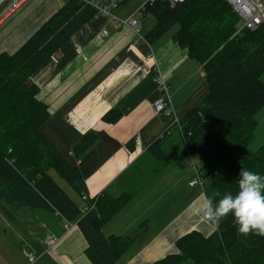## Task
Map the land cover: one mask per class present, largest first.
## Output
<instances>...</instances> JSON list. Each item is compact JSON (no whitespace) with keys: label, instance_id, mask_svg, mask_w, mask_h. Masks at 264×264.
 <instances>
[{"label":"trees","instance_id":"16d2710c","mask_svg":"<svg viewBox=\"0 0 264 264\" xmlns=\"http://www.w3.org/2000/svg\"><path fill=\"white\" fill-rule=\"evenodd\" d=\"M96 12L86 0H67L13 53L0 52V210L8 214L7 208L15 207L23 208L19 214L26 209L55 214L64 222V230L76 224L87 244L84 254L92 264H117L137 240L138 229L148 222H141L132 234L103 233L102 227L134 195L112 196L102 191L94 198L88 196L75 160L90 148L96 135H80L71 147L72 157L61 152L43 131L50 113L48 105L37 99L39 86L33 81ZM147 15L155 22L142 39L151 44L177 24L173 41L201 65L206 93L174 124H180L190 155L196 153L202 160L199 168L194 165L203 180L212 176L203 189L206 198L218 201L225 193L238 191L241 168L264 175V145L249 149L256 114L264 106V22L254 29L240 27L241 18L227 0H183L173 6L167 0H154L145 5L143 16ZM120 117L119 109L110 108L100 119L116 123ZM167 132L147 147V154L157 161H169L163 150ZM52 173L81 202H75ZM237 228L229 214L209 235L192 230L175 241L177 252L148 264H264V236H245ZM50 235L56 243L59 236ZM25 254L36 261L33 252Z\"/></svg>","mask_w":264,"mask_h":264},{"label":"crops","instance_id":"0c3cea01","mask_svg":"<svg viewBox=\"0 0 264 264\" xmlns=\"http://www.w3.org/2000/svg\"><path fill=\"white\" fill-rule=\"evenodd\" d=\"M66 1L26 0L15 4L14 0H0V52L13 53ZM129 1L125 0L112 9L114 19L97 11L54 53L33 80L39 86L37 99L48 105L50 117L54 111H64V115L71 116L75 136L69 146L86 132L96 135L95 142L77 157L76 162L90 198L102 191L117 196L135 181L133 173L144 177L149 159H153L147 154V147L168 130L166 135L170 137L164 138L163 150L169 161L157 167V172L145 176L146 184L134 191L130 204L102 227L106 236L129 232L141 216L159 203L165 209L171 207L176 194L182 205L160 227L159 233L146 238L139 248L130 252L128 259L119 260V264H148L177 252L175 241L181 236L192 230L207 236L216 229V224L203 220L197 211L206 199L203 189L212 176L203 180L202 187L189 185L194 173L189 165L191 161L194 164V156L185 147L173 114L175 112L180 120L190 108L202 101L206 91L203 93L205 82L199 76L204 75L201 65L189 58L186 48L173 41L174 33L168 35L167 41L172 46H179L181 54L177 58L178 50L165 43V33L151 44L142 39L152 27L146 26L142 30L143 20L140 19L145 17L143 14L137 19L140 21L137 30L121 23L130 17L137 18V11L143 3H132L134 5L128 11L124 6ZM149 51L151 57L148 56ZM162 80L169 87L174 112L157 115L153 104L160 96L158 87ZM110 108L121 112L116 123L100 119ZM256 119L252 143L255 145L258 140L260 147L264 145V106L256 114ZM67 153L73 156L71 148ZM140 160L143 161L141 172H134L132 169ZM153 161L156 162L155 159ZM196 161L202 165L200 157L197 156ZM186 182L193 188L191 191L185 190ZM22 209L8 207V214L0 210L4 215L3 221L7 225L15 222L13 214L18 215ZM51 215L58 220L55 214ZM146 220L149 223L148 218ZM143 232L137 233V240ZM58 236L52 249L46 248V240L37 242L33 239L26 246L33 253V248H40L39 255L47 249V254L39 259H48L50 263L92 264L84 254L87 244L76 224H71ZM44 255L48 257L43 258ZM39 259L36 263L41 261Z\"/></svg>","mask_w":264,"mask_h":264},{"label":"rangeland","instance_id":"374dc122","mask_svg":"<svg viewBox=\"0 0 264 264\" xmlns=\"http://www.w3.org/2000/svg\"><path fill=\"white\" fill-rule=\"evenodd\" d=\"M142 1L144 2V0H131V1L127 2V4L124 7H126L127 9H129L128 11H130L132 5H134V4L138 5ZM132 3H134V4H132ZM126 8H124V9L126 10ZM139 18H141V17L138 16L137 19H139ZM142 20H143L142 30L146 26L153 25L155 22L154 18L150 15H147L143 19L142 18L140 19V21H142ZM177 29H178V25L176 24V25L172 26L171 29H169L165 33L166 36L164 37L165 38L164 40H165V43H168L169 46H172V44L169 41H167L168 35L173 34ZM5 31L6 30H4L2 33H5ZM173 47H175L178 50V54L176 56V58H177L180 56L181 51L179 49V46L173 45L172 48ZM171 49H169V50H171ZM148 53L150 54L148 56L151 57L152 56L151 51H149ZM199 76L202 80H204V75L200 74ZM261 78L264 81V74ZM205 91H206V88L204 85L203 93H205ZM36 97H37V95H36ZM162 114H166V113H159L157 115H162ZM168 114H171V113H168ZM5 117L6 116L3 115L2 121L5 120ZM70 119H71V116H69V114L64 115V111H60V112L54 111L52 113V116L49 118V120L47 121V123L43 127L44 133L49 137V139L53 142V144L63 153L67 152V149L72 147L73 144L71 146H69V142L71 141V138H73L75 136V134L73 133L72 128H71L72 121ZM178 129L181 133V127H179ZM180 135H181V138L184 142V137L182 136V133ZM160 136H162V134ZM167 136L168 135L165 136V139L170 137V135L168 137ZM259 145H260V143L258 142V140H257L255 145L251 142L249 145V149H252V151H255L259 148L258 147ZM186 146H188V145H186ZM193 156H194L193 157L194 163L196 164V167L199 168L200 166L196 161L197 154L195 153ZM23 158H24V156H23ZM75 162H77V159L75 160ZM149 162L150 163L147 165L146 172L144 173L145 174L144 177L143 176L140 177V174L132 172L133 173L132 175H133L135 181L130 182L129 187L124 188L122 190V192H132L134 195V191H137V189H142V186L146 184L144 182L145 176H148V175H151V174L157 172V167H162L163 165H165L167 163L165 161H157V160H156V162H154L152 158L149 159ZM157 163H158V166H157ZM142 165H143V161L140 160V163L135 164V167L132 170L134 172L140 173L141 172L140 170L142 169ZM189 167L193 168L192 161H191V166L189 165ZM193 170H194V168H193ZM52 175H53L54 179L58 182V184L63 189H65V191H67V194L73 200H75V202H81L78 199L75 192L72 190V188L68 184H66L65 181H63L61 179H57L53 173H52ZM192 189L193 188L188 186L187 182H186L185 190L191 191ZM129 204H130V201L126 205H129ZM126 205L124 207H126ZM180 205H182V202H181V200L177 199V196L175 194L173 199H172V206L171 207H168L165 209L159 203L158 205L154 206L153 209L149 210V212L147 214H144L143 216H141L137 220V222H135L133 224V226H131L129 232L124 231L123 234H115L118 236L126 235V234L130 233L132 230H134L137 227V225H139L142 221H144V220H146V218H148V221H149L148 225L143 226L142 228L138 229V232L139 231H144V232L141 234V236L137 240V242H134L132 244L129 251L126 252L125 255L121 259L122 260L128 259V257L131 254L130 253L131 251L139 248L138 246L142 245V243L144 242V240L146 238H149V237L153 236L155 233H157L158 230L160 229V227L166 222V220L169 217H171L173 212L174 213L176 212V210L179 208ZM10 208L13 209L15 207H10ZM3 216H4L3 213L0 211V264H35L37 262V260L43 254H47V253H45V251L48 252V250L47 249L44 250L43 254L39 255L37 253L40 250V248H33V251H34L37 259L33 263H29L27 261V257L25 255L24 251L27 249V250H29L27 252H32V250L30 251V249L26 245H30V243H31L30 241H32L33 239L37 240V242H42V241L44 242L48 235L55 234L58 236L62 232H64V230H63L64 222L63 221H61L59 219H58L59 221L57 219L54 220L53 219L54 216L51 215V213L41 211L38 209H26L24 214H18V215L13 214V216L15 217V222H11V224H9V225H7L5 223V221H3V218H2ZM54 222L56 223V225L54 224ZM146 228H147V230H145ZM138 234H140V233H138ZM44 244H46V243H44ZM46 248L50 249L47 246V244H46ZM47 257H48V255H44L43 258H47ZM39 261L40 262L36 263V264H54L52 262L50 263L48 261V259H39ZM117 264H119V261ZM181 264H191V263L189 261H184Z\"/></svg>","mask_w":264,"mask_h":264},{"label":"clouds","instance_id":"9594fccd","mask_svg":"<svg viewBox=\"0 0 264 264\" xmlns=\"http://www.w3.org/2000/svg\"><path fill=\"white\" fill-rule=\"evenodd\" d=\"M238 175V191L225 193L218 201L208 197L197 211L217 225L231 214L239 234L264 236V175L242 168Z\"/></svg>","mask_w":264,"mask_h":264},{"label":"built area","instance_id":"2783aa9c","mask_svg":"<svg viewBox=\"0 0 264 264\" xmlns=\"http://www.w3.org/2000/svg\"><path fill=\"white\" fill-rule=\"evenodd\" d=\"M21 1L26 0H14L15 4H18ZM154 0H144L143 4L137 11V16L141 17L143 14V10L147 3L151 4ZM173 6L175 3L183 1V0H167ZM233 7L234 11L241 18L240 27L247 26L248 28L254 29L258 24L264 22V0H227ZM88 4H90L96 11L107 14L114 19L115 16L112 15V9L118 7L122 4L123 0H86ZM121 23L128 25L130 28L137 30L140 25V21L137 18L130 17L125 21H121ZM159 92L160 96L153 104V111L155 114L159 113H172L174 112L173 107L171 105V96L169 93V87L165 83V81H161L159 84ZM175 122H178L175 119ZM194 168L193 177L189 180V185H200L203 184V177L196 169L195 165L192 163ZM201 217L205 221H209L208 218L204 217L201 214ZM65 228L67 226L65 225ZM56 237L54 235H48L46 237V244L49 248L52 249L55 243ZM29 263H33L35 261V257L31 254H26Z\"/></svg>","mask_w":264,"mask_h":264},{"label":"bare ground","instance_id":"6f19581e","mask_svg":"<svg viewBox=\"0 0 264 264\" xmlns=\"http://www.w3.org/2000/svg\"><path fill=\"white\" fill-rule=\"evenodd\" d=\"M138 32V31H137Z\"/></svg>","mask_w":264,"mask_h":264}]
</instances>
